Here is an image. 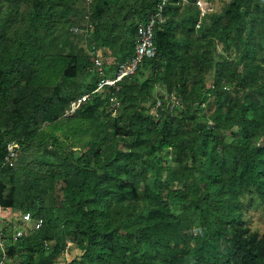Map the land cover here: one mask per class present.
<instances>
[{
    "label": "trees",
    "instance_id": "1",
    "mask_svg": "<svg viewBox=\"0 0 264 264\" xmlns=\"http://www.w3.org/2000/svg\"><path fill=\"white\" fill-rule=\"evenodd\" d=\"M203 3L0 0V264H264V0ZM148 24L155 54L64 114Z\"/></svg>",
    "mask_w": 264,
    "mask_h": 264
},
{
    "label": "built area",
    "instance_id": "2",
    "mask_svg": "<svg viewBox=\"0 0 264 264\" xmlns=\"http://www.w3.org/2000/svg\"><path fill=\"white\" fill-rule=\"evenodd\" d=\"M136 55L133 57L132 61L130 63H123L121 67L119 68V71L117 73V76L115 78H110L106 76H102L100 81L98 82L97 87L95 88L94 91H99L102 89L105 85H114L115 82L122 77L124 74L127 73H133L139 63V61L144 57V56H152L156 52V46L153 41V31H152V24H148L146 27L140 26L138 28V38H137V44H136ZM102 59L98 58L97 55V63L99 65V68L102 69ZM89 98L88 93H84L81 96H79L77 99H74L71 102V105L66 109L65 114H72L78 109L83 102L87 101ZM18 146V143L16 142H11L8 146L9 148V154L7 155L6 159L11 160L13 156L17 155V150H14V147ZM2 211L0 209V222H1V217H2ZM24 219V225L28 228H30L31 224L30 221L32 219V215L30 212H26L23 215ZM42 223V220L39 219L36 223V227H39V225ZM1 229V226H0ZM23 233L22 229H18L17 234L20 235ZM0 238L1 237V232H0Z\"/></svg>",
    "mask_w": 264,
    "mask_h": 264
},
{
    "label": "rangeland",
    "instance_id": "3",
    "mask_svg": "<svg viewBox=\"0 0 264 264\" xmlns=\"http://www.w3.org/2000/svg\"><path fill=\"white\" fill-rule=\"evenodd\" d=\"M223 1H227V0H223ZM216 4H218V3H216ZM190 37H193V35L191 34ZM98 58L99 59L103 58L100 52L98 54ZM42 66H43V78L44 79L49 78L51 76V74H53L52 73L53 68L48 67V65L46 66L45 62L41 65V68H42ZM208 79H210V74H208ZM110 105H111L110 107H113L111 109L113 111V114L119 112V107L117 108L118 104L116 102L113 105L112 104H110ZM115 107L117 109H115ZM59 121H62V122L65 121L66 124H68L67 122H70V120H67L66 118H61ZM69 126L71 127V126H73V124H71ZM88 126L90 127L91 125L88 124ZM72 128H70V129H72ZM70 129L67 126H65V127L61 126V128H60V126H58L57 129H55L54 125H52V127H51L48 124H46L45 127L43 128V130L46 131V134L50 133V134H54V137L57 136L58 142H60V145L63 144L66 146H73V148L75 149L78 147V145L83 144V142L86 138V134L84 133L85 131H80L79 133H76V134H74V133L67 134V131L70 132L69 131ZM72 132H76V131H72ZM43 136L44 135L39 134L38 137H36V139H40ZM54 146H55V144H51L49 142L48 148L51 149V148H54ZM34 147L35 146L33 145V149H34ZM21 152H22V150L20 151V153ZM79 154L80 153L77 152V156ZM142 188H143V184L141 185V189ZM9 211H10L9 216H11L12 215L11 209ZM6 212L3 211L2 214L7 215L8 212L7 213ZM15 217H16L15 220L17 222L22 221L20 213L15 214ZM244 219H245L246 223L248 225H250L253 229L259 230L260 232L264 231V210H262L260 208L249 207L248 209L245 210ZM8 242H10V241L8 240ZM0 250L2 251L1 258L6 257L8 254V245L5 243V240H3L2 238H0ZM15 255H16V253H15ZM67 259L69 262L71 260V256H68ZM18 262H19V260L17 258L16 263L18 264Z\"/></svg>",
    "mask_w": 264,
    "mask_h": 264
},
{
    "label": "clouds",
    "instance_id": "4",
    "mask_svg": "<svg viewBox=\"0 0 264 264\" xmlns=\"http://www.w3.org/2000/svg\"><path fill=\"white\" fill-rule=\"evenodd\" d=\"M198 4H201V5H202V4H203V0H198ZM102 61H104V58H102ZM118 71H119V69L117 70V73H118ZM128 74H129V73L124 74L122 77H120V78L115 82L114 85H109V84H107V85H105L103 88H106L107 86H108V87H112V86H116V87H118V82L121 81V80H123V78H124L126 75H128ZM116 76H117V74H116L115 76H113V77H110V78H115ZM106 77H107V76H106ZM98 82H99V81H98ZM98 82H97V85H98ZM97 85H96V87H97ZM96 87H95V88H96ZM95 88H94L93 90H91V91H85L84 93H85V94L88 93V94H89V97L91 96V94H92L93 92H101V93L103 94V92L101 91V89H100L99 91H94ZM84 93H82V94H84ZM82 94H81V95H82ZM81 95H79V96H81ZM79 96H78V97H79ZM78 97H76L75 99H77ZM113 97H114V96H113ZM113 97L111 96V98H113ZM73 100H74V99H73ZM73 100H72V101H73ZM72 101H71V102H72ZM87 101H88V100H87ZM71 102H70L69 106L71 105ZM85 102H86V101H85ZM85 102H83V103H85ZM69 106H68V107H69ZM68 107H67V108H68ZM67 108H66V109H67ZM76 111H77V109H76ZM211 121L213 122V120H211ZM212 122H210V123H212ZM0 209H1L2 212H3V211H4V212H6V211L8 212V211H9V208H8V207H2V206H0ZM7 212H6V213H7ZM28 212H30V211H28ZM31 215H32V214H31ZM6 257H7V256H6ZM6 257H3V258H6Z\"/></svg>",
    "mask_w": 264,
    "mask_h": 264
}]
</instances>
